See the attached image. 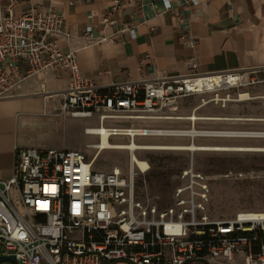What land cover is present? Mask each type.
<instances>
[{"label":"built area","instance_id":"built-area-1","mask_svg":"<svg viewBox=\"0 0 264 264\" xmlns=\"http://www.w3.org/2000/svg\"><path fill=\"white\" fill-rule=\"evenodd\" d=\"M120 5L121 0H112L101 19L104 27ZM64 21V14L51 7H30L17 16L0 8V99L10 97L28 76L66 70L68 84L59 92L57 111L95 117V127L105 126L109 141L115 135L132 140L155 134L153 128L111 124L153 117L150 113L179 97L227 85L216 77L235 74L200 72L190 58L184 74L101 85L83 74L77 49L62 51L56 44L58 36H70ZM90 29L89 39L109 38L92 36ZM200 79L208 85L200 86ZM89 127L85 133L100 141L102 133ZM132 128L137 130L131 133ZM137 150L129 151L126 169L95 170L98 148L88 158L81 148L14 145L12 174L0 179V255H13L14 264H264V214L242 210L228 218L212 216L208 176L194 167L192 151L179 172L184 182L174 188L173 202L138 198L135 178L150 165L145 159L149 168L144 169L133 159ZM5 261L11 260L0 264Z\"/></svg>","mask_w":264,"mask_h":264},{"label":"crops","instance_id":"crops-1","mask_svg":"<svg viewBox=\"0 0 264 264\" xmlns=\"http://www.w3.org/2000/svg\"><path fill=\"white\" fill-rule=\"evenodd\" d=\"M111 3L0 0V8L3 14L14 16L30 7H51L63 13V29L70 36H58L56 44L62 51L77 49L81 71L101 85L184 74L189 71L190 58L197 61L203 73L264 70V0H121L104 27L101 19ZM89 26L92 36L103 34L109 38L98 42L89 39ZM124 26L134 34L130 29L122 30ZM22 69L26 71V67ZM67 84L66 70L43 71L22 79L12 88L10 97L0 99V179L12 174L14 145L48 148L39 147L43 122L65 116L84 118L57 111L59 92ZM258 98L264 104V91ZM256 119L264 120V116ZM232 136L264 138V129ZM89 140L56 148L85 149Z\"/></svg>","mask_w":264,"mask_h":264},{"label":"rangeland","instance_id":"rangeland-1","mask_svg":"<svg viewBox=\"0 0 264 264\" xmlns=\"http://www.w3.org/2000/svg\"><path fill=\"white\" fill-rule=\"evenodd\" d=\"M235 83L215 90L197 91L177 98L163 106L153 117L121 120L111 126L146 127L153 129H190L219 131H258L264 129V104L258 98L264 91V70L245 69L235 72ZM248 94L240 98V93ZM216 98V99H215ZM200 116L190 120L187 116ZM167 116V117H166ZM173 116V117H168ZM174 116H182L175 118ZM207 117H223L212 118ZM95 126L96 118H56L43 122L38 134L39 147H62L72 143L80 145L87 138L98 142V136L85 134L84 126ZM209 132V131H208ZM142 143H188L205 145L263 146L264 138L242 136L147 134L135 137ZM112 142H126L128 138L115 135ZM242 142H245L242 144ZM72 147V146H70ZM78 148V147H77ZM92 158L97 148H81ZM138 158L147 159L150 168L135 178L138 198H150L160 205L170 204L173 190L184 181L179 172L187 165L190 151L186 149H138ZM129 150L104 148L97 154L93 169L107 170L113 165L126 169ZM194 167L208 176L210 192L208 209L212 216L232 217L237 211H264V150H197L193 152ZM14 264L12 261H5Z\"/></svg>","mask_w":264,"mask_h":264},{"label":"bare ground","instance_id":"bare-ground-1","mask_svg":"<svg viewBox=\"0 0 264 264\" xmlns=\"http://www.w3.org/2000/svg\"><path fill=\"white\" fill-rule=\"evenodd\" d=\"M222 78V77H220ZM217 79V83H225V84H231V83H235L238 79L239 76L236 74H230V76L226 77V78H222V80H219V78H215ZM198 84L200 86L203 85H208V83L204 84L203 80H198ZM240 98H246L248 97L247 93L242 92L240 93ZM167 117V116H166ZM168 117H173V116H168ZM175 118H181L182 116H174ZM198 117V116H197ZM197 117L195 115L192 116H187L186 118L188 119H197ZM90 129L93 128L94 130H90L92 133L93 132H99L102 133L100 135V141L97 142V146H94L96 148H98L99 150H102L104 148H114V149H127L130 152L133 149H186L188 151H197V150H229V149H233V150H264L263 146H232V145H215V144H211V145H205V144H197L194 141H190L188 143H142V142H136L135 138H133L132 140H128L126 142H112L109 141V131L107 130V128L105 126H91L89 127ZM123 130V129H122ZM133 130H137L132 128L131 129V133H134L135 131ZM157 131L155 132H151V133H155V134H178V135H188L190 137H194L196 135H240L238 132H234V131H204V130H198L194 127L190 128V129H183V130H162V129H156ZM122 132V131H121ZM139 132H144L147 133L148 131L145 129V131L141 130ZM246 134V133H245ZM250 134V133H248ZM94 135V134H93ZM132 157L133 159H135L137 161V163L142 167V168H147V162L145 161V159L142 158H138L136 156V154L132 153ZM149 168V167H148ZM147 168V169H148ZM253 212L255 215H263L264 211H251Z\"/></svg>","mask_w":264,"mask_h":264},{"label":"water","instance_id":"water-1","mask_svg":"<svg viewBox=\"0 0 264 264\" xmlns=\"http://www.w3.org/2000/svg\"><path fill=\"white\" fill-rule=\"evenodd\" d=\"M246 132H244V133H239V134H245ZM2 260H11V261H15V258H14V256L13 255H0V261H2Z\"/></svg>","mask_w":264,"mask_h":264},{"label":"snow or ice","instance_id":"snow-or-ice-1","mask_svg":"<svg viewBox=\"0 0 264 264\" xmlns=\"http://www.w3.org/2000/svg\"><path fill=\"white\" fill-rule=\"evenodd\" d=\"M46 190H47V186H46Z\"/></svg>","mask_w":264,"mask_h":264}]
</instances>
